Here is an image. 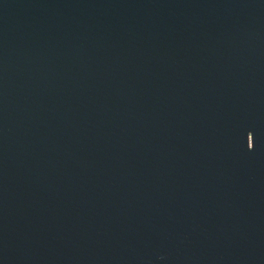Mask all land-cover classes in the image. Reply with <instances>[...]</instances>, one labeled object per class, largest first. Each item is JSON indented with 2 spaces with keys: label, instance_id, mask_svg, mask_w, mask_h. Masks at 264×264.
<instances>
[{
  "label": "water",
  "instance_id": "1",
  "mask_svg": "<svg viewBox=\"0 0 264 264\" xmlns=\"http://www.w3.org/2000/svg\"><path fill=\"white\" fill-rule=\"evenodd\" d=\"M0 264H264V0H0Z\"/></svg>",
  "mask_w": 264,
  "mask_h": 264
}]
</instances>
